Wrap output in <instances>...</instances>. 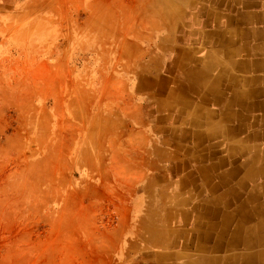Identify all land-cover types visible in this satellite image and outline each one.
Instances as JSON below:
<instances>
[{
    "label": "rangeland",
    "instance_id": "374dc122",
    "mask_svg": "<svg viewBox=\"0 0 264 264\" xmlns=\"http://www.w3.org/2000/svg\"><path fill=\"white\" fill-rule=\"evenodd\" d=\"M194 1L167 2L180 11L171 26L162 0H0V264H158L155 253L170 251L183 226L163 221L165 197L186 198L193 221V203L208 194L186 122L196 99L179 90L178 74L227 59L204 47L213 11L224 8ZM181 99L190 102L177 110ZM248 127L263 131L264 122ZM187 177L194 184L180 185ZM151 212L160 222L148 227ZM253 216L240 244L220 255L244 249L264 264V221ZM137 221L151 246L131 245ZM206 225L183 264L218 255L202 242L213 232Z\"/></svg>",
    "mask_w": 264,
    "mask_h": 264
},
{
    "label": "crops",
    "instance_id": "0c3cea01",
    "mask_svg": "<svg viewBox=\"0 0 264 264\" xmlns=\"http://www.w3.org/2000/svg\"><path fill=\"white\" fill-rule=\"evenodd\" d=\"M207 1L218 4L224 10L213 11L211 15L218 22L216 28L210 29V46H204L205 50L214 49L215 52H208V55H224L227 59L223 60V67L218 65L217 68H212L215 66H211L213 61L208 63L210 84L203 87L201 81L190 73L196 68L184 66L178 74L177 85L185 97L196 99L193 119L191 121L187 118L186 122H190V126L194 128L191 135L193 144L201 151L194 156L193 161L198 164L197 172L200 174L201 186L208 198L204 202L193 203L194 218L190 221L191 217L185 210L186 198L176 193L169 199L165 197L164 205L160 207L164 210L163 221L173 222L174 226L177 221H182L183 226L176 233V237L172 240L170 237L172 244L166 246L170 251L155 253L158 264H183V258L192 260L196 256L193 245L205 234V223H208L206 226L213 227V232L207 241L202 242L218 250L216 254H222L219 253L222 252V244L228 243L227 237L219 230L223 221H244L247 224L253 214L259 217L260 221H264V199L260 191V185L264 182V130L247 133L248 126L253 122H264V114L257 119L252 115L254 110L264 113V0ZM234 24L238 25L230 30ZM224 32L228 33L227 38ZM214 41L217 46H213ZM216 49L219 51L216 52ZM154 88L160 91L156 86ZM187 101L181 99L177 110L187 107ZM159 119L166 120V117ZM247 142L262 146L247 147ZM156 152L155 150L151 154L154 160L163 155ZM247 162L250 164L248 168ZM174 163L171 171L177 170L179 166L176 161ZM234 178L238 179L234 181ZM183 184H194V181L189 177L183 178L180 185ZM249 199L256 200L255 208L248 205ZM148 209H153L151 204ZM153 216L155 215L152 212L148 216L149 220L154 219L147 222L148 227L153 222H160ZM138 223L139 221L133 229L134 240L131 245L144 241L145 245L151 246L149 241L146 244L149 233L140 235L135 232L139 227ZM188 226L197 230L189 231ZM180 239L189 243L186 249L184 246L179 248L173 245ZM241 252L247 253V250H234L232 254L238 256ZM232 262L240 264L241 261L234 257Z\"/></svg>",
    "mask_w": 264,
    "mask_h": 264
},
{
    "label": "bare ground",
    "instance_id": "6f19581e",
    "mask_svg": "<svg viewBox=\"0 0 264 264\" xmlns=\"http://www.w3.org/2000/svg\"><path fill=\"white\" fill-rule=\"evenodd\" d=\"M163 1V5L165 7L164 11H169L168 9H171L170 12V22L171 23L170 25L172 26V22H171V18H174L172 17L171 15V12L172 11H175L178 12V8L177 6L175 5H170V3H167L169 2L170 0H162ZM175 1H178L179 3H182L186 6H190L192 5L195 6V1L194 0H175ZM207 1V0H205ZM180 12V11H179ZM165 16V15H163ZM168 17V18H169ZM263 61H261L262 63ZM210 66L209 64H206L205 66H203L202 68H198V69H194L192 70L190 73H192V75L195 77V78H198V81L202 83L203 87L205 86V84H210L209 83V80H210V76H208L210 73H208V70H209V67ZM254 86V85H253ZM260 88V87H259ZM261 89V88H260ZM241 114V113H240ZM247 114V113H246ZM249 115V114H248ZM257 119V118H256ZM258 123V121H257ZM196 143V142H195ZM250 155V154H249ZM250 159V158H249ZM232 163V162H231ZM232 169V168H231ZM230 175V174H229ZM230 179V178H229ZM221 180V179H220ZM225 183V182H224ZM231 184V183H230ZM226 185V184H225ZM207 186V185H206ZM260 187H263V186H260ZM214 188V187H212ZM230 190V189H229ZM215 191V190H214ZM243 192V191H242ZM221 196V195H220ZM223 203V202H222ZM186 204V203H185ZM210 204V203H209ZM182 205V204H181ZM201 206V205H200ZM216 206V205H215ZM214 213V212H213ZM222 213V212H221ZM213 215V214H212ZM208 218V217H207ZM181 219V218H180ZM185 219V218H184ZM183 219V221H184ZM187 220V219H186ZM245 223L244 221H223V223L220 225L219 227V230L224 233V235L227 237V235L229 234V242L226 243V244H222L221 246V251L222 252H219V253H224L223 250L225 251H229V248L230 247H233L235 246L236 244H240L241 242V236L242 234H245L247 235V228L244 227ZM256 229H259V230H256L258 232V234H260L261 232L264 231V226L259 224V226L256 228ZM246 241H244V243L246 244L245 246H247V237H245ZM260 241H264V237H261V240ZM213 251H208L210 253H213V252H217L218 250H216L215 248L211 249ZM200 254H204L205 251H200L199 252ZM234 257H237V260L238 261H241L240 264H259L260 262L256 261V256H247L246 255H242V253H240L238 256H234V254H223V255H202L200 257H198L193 263H188V264H233V260H234ZM263 264V263H261Z\"/></svg>",
    "mask_w": 264,
    "mask_h": 264
}]
</instances>
